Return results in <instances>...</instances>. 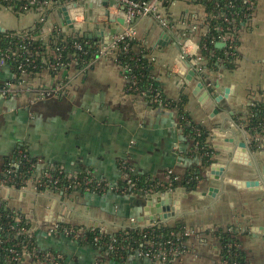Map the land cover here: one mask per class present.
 Wrapping results in <instances>:
<instances>
[{
	"label": "crops",
	"instance_id": "crops-1",
	"mask_svg": "<svg viewBox=\"0 0 264 264\" xmlns=\"http://www.w3.org/2000/svg\"><path fill=\"white\" fill-rule=\"evenodd\" d=\"M103 1L84 2L81 33L89 38L103 40L100 32L116 29L118 33L124 28L106 17L112 6H104ZM254 1L252 17L240 31L233 69L223 65L211 68L207 59L196 69L189 56H182V39L190 37L191 52L206 28L208 15L196 0H174L165 8L172 28L162 25L155 16L133 21L135 38L154 58L153 74L164 95L177 102L186 98L184 110L189 117L210 131L212 160L225 167L219 179L209 175L213 163L204 166L202 156L189 154L193 142L183 135L179 111L154 108L143 96L129 93L124 70L111 57L97 54L86 67L77 68L72 63L56 75L49 70L37 76L25 75L19 84L11 83L15 78L12 65L0 57V170L25 149L37 161L34 178L51 165H60L66 172H85L109 187L103 194H82L40 190L32 178L20 190L0 182V206L21 211L32 221L41 251L59 254L61 264H155L137 254L120 263L101 248L79 242L77 235L61 230L48 232L62 224L78 229V234L83 228L113 234L130 226H151L143 220L152 217L150 206L145 204L146 195L115 191L126 162L135 173L159 182H167L171 173L179 178L176 188L185 189L179 208H174L175 200L172 204L173 216L155 222L184 225L197 233L188 237L187 250L172 264H223L221 243L209 232L228 226L241 231L246 264H264V145L252 150L251 135L235 121L237 116L243 121L254 103L264 106V0ZM92 3L89 14L86 5ZM63 17L59 9L53 10L49 25L64 34L76 33L63 24ZM39 21L35 11L17 15L0 4V32L33 30ZM96 23L104 24L105 30H95ZM191 71L195 75L191 76ZM7 85L13 86L15 94L4 97L2 89ZM240 142L248 145L252 164L231 161ZM195 169L201 178L190 190L181 180ZM227 178L259 180L263 188H239ZM24 264L49 263L27 259Z\"/></svg>",
	"mask_w": 264,
	"mask_h": 264
},
{
	"label": "trees",
	"instance_id": "trees-1",
	"mask_svg": "<svg viewBox=\"0 0 264 264\" xmlns=\"http://www.w3.org/2000/svg\"><path fill=\"white\" fill-rule=\"evenodd\" d=\"M32 1H35V3L31 4ZM39 1L45 0H0V4L20 15L28 11H36ZM50 1L58 6L71 2L83 4L86 0ZM138 1L145 2L149 0ZM173 1L166 0L163 6L168 8ZM196 1L205 7L208 15L206 22L209 24V32L200 41L201 45L207 47V50L202 51L204 59L208 60V65L211 68L223 65L228 69H233L235 60L238 57L237 47L240 31L250 21L255 1L250 0L252 4L247 3L246 0ZM53 10L47 11L46 18L50 16ZM42 26L43 22L39 21L33 30L21 33L0 32V57L12 65L15 75L12 84H19L24 75L37 76L46 70L56 75L61 68H69L75 61L77 68H84L98 54V38H89L87 33L64 34L60 28L55 27L46 41L40 37ZM233 32L236 34V39L230 45L231 47L229 44H226L223 48L217 46L222 35ZM76 44L81 45L82 50L75 48ZM118 47L120 51L117 53V64L123 68L127 78V91L137 95L144 93L145 101L154 108L177 109L180 113V125L183 135L193 142L189 154L202 156L203 165L210 166L214 162L212 160L214 150L208 143L210 131L203 125L193 122L189 117L184 110L186 98L177 102L168 99L164 95L153 74L155 61L150 56V50L137 39L128 38L120 41ZM51 65L55 66L51 68ZM238 118L240 116L235 118L236 123L241 124L250 134L264 135V106L262 104L254 103L250 106L243 121H239ZM252 150H258L256 144L252 145ZM123 165L122 174L127 173ZM59 166L56 165V167ZM36 167L37 161L31 158L25 149H21L14 155L13 159L5 162L0 170V182L20 190L26 186L29 179L34 178ZM52 174L54 180L49 182V180L43 179L42 182L46 183L39 188L40 190L48 189L55 192H78L82 194L87 192L103 194L109 191L106 183L97 186L94 182L89 186L87 185L88 187L85 186V177H90L85 172L79 173L76 181L68 179L65 172L60 173L56 170ZM129 174L131 183L122 179L115 189L117 193L147 195L149 192L165 191L169 187L168 183L159 182L157 179L145 174L135 172H129ZM173 178L175 177H172L171 188L174 189L178 186L179 181H175ZM200 178V171L195 169L190 171L186 178L181 180V183L188 189L193 190ZM32 228V221L26 218L21 211L10 208L5 204L0 206V264H24L23 252L25 251L31 255L30 260L32 261L47 262L48 253L54 257L60 256L53 251H41L37 245L36 232L27 233V230ZM66 229L73 230L72 235L73 237L77 235L76 238L79 242L101 248L104 253H108L111 259L120 263H125L131 255H135L138 251L147 253L158 248L169 251L172 250V247H178V250L182 251L187 250L186 242L188 238L183 235L187 228L180 224H153L148 227L130 226L113 234L101 233L99 229L85 228L78 234V229H70L64 224L61 225L59 230L65 232ZM240 232L235 226L215 228L209 232L217 237L221 243L223 264H246L245 255L241 249ZM96 238L98 239L96 240ZM109 246H112L113 249L110 250ZM20 258L21 260H19ZM61 259V257L57 259L59 264H61Z\"/></svg>",
	"mask_w": 264,
	"mask_h": 264
},
{
	"label": "built area",
	"instance_id": "built-area-1",
	"mask_svg": "<svg viewBox=\"0 0 264 264\" xmlns=\"http://www.w3.org/2000/svg\"><path fill=\"white\" fill-rule=\"evenodd\" d=\"M115 1H116V6H112L111 8H109L110 11H108V14L106 15V17L108 19H111V20H114L118 17H121L124 20V24H123L124 28L121 31H119L118 33H116L114 36H112L109 39L108 43H105L103 40H99V42H98V54L101 57H111L112 60H114L117 63V53L120 51V49L118 47L119 42L125 38L136 39L135 38L136 30L133 27V20H136V19L141 18V17L155 16L157 19H159V21L161 22L162 25H164L168 28H172L171 23H170V19L167 17V15L165 14V11H164L165 7L163 6V3L166 0H149V1H145V2H139L138 0H115ZM246 2L252 4V2H250V0H246ZM34 3H35V1L31 2V4H34ZM62 7H67V9H68V13H69V16L71 19V25H72L71 28L76 30L75 31L76 33L82 32L84 24H85V17H84L85 6H84V3L78 4L75 2H71L69 4H65V5L60 4L57 6L56 4L51 2L50 0L39 1L37 3V8H36L35 12H37L40 15V21L43 22L40 37H42L44 40L47 41L48 37L54 31V27L49 25V17L46 18L47 11L50 9L57 10V9L62 8ZM206 20H205L206 28L202 34V37H204L209 32V24L206 22ZM91 25L94 26L93 22H91ZM103 29H104V24H99V23L95 24V30L102 31ZM220 29H222V28H220ZM30 38L33 39L32 37H30ZM235 39H236V34L234 32L233 33H225L224 35L221 36L219 44L221 43L225 46H226V44L227 45L229 44V46H230V45H232V42H234ZM201 40H202V38L200 39V41ZM190 41H191L190 37H186L185 39H182V56L183 57L189 56L190 57L189 62L196 69H199L200 68L199 66L202 63V60L204 59L202 51L207 50V47L205 45H201L200 41H198V43H196L194 45V48L191 49V52H190L189 51ZM74 47L79 49V50H82V46L79 44H76ZM152 59L154 60L153 57H152ZM75 62H73V63H75ZM54 66L55 65H51V68H53ZM2 93H3L4 97H8L12 94H15V90L13 89L12 85H7L6 87H4L2 89ZM141 95L144 96L145 94L142 93ZM252 141H253L252 144H256L257 149H259L260 147H262L264 145V135L254 134V136L252 137ZM123 167H124V169L127 170V173L125 172L123 174V179L127 180L128 183H131L129 172H134V171L131 168V166L126 162H124ZM56 170L59 171L60 173L65 172L67 175V178L70 180L76 181L78 179L79 173L66 172L62 166L56 167V165H51L48 168V170H46L43 174H41V175L39 174L35 178H32V179H34L35 185L38 188L42 187L46 183V182H42L43 179H47V180H49V182L53 181L54 175L52 174V172L56 171ZM172 177H175V178H173V179H175V181L179 180V178H177L176 176L169 173L167 175L168 181L165 183H168V185H169L168 188H170V189L166 190V191L174 190L173 188H171ZM84 180H85L84 181L85 186H87V185L89 186V185H91V183H94V182L97 184V186H100V184H101V182L95 181L93 177H85ZM2 184L6 185L5 183H2ZM66 190H67V188H66ZM132 195H134V194H132ZM60 227H61L60 225H57L55 227H51L48 232L54 233L57 230H59ZM24 231H26V230H24ZM34 232H35L34 228L27 230V233H29V234L34 233ZM65 232L69 233V234L73 233V231L69 230V229H66ZM101 233H104V232H101ZM194 234L197 235V233H195L194 231H192L190 229H186L183 233V235L187 238L193 236ZM97 239L98 238H96V240ZM168 244H170V243L168 242ZM170 245H172V243ZM109 249L111 250V249H113V247L109 246ZM184 252H185L184 250L183 251L178 250V247H175V248L172 247V250H169V251H166L163 248H158L155 251L150 250L147 253H145L143 251H138L136 254L139 257L148 258V259L152 260L155 264H172V263H175L178 259H180L181 255ZM47 257H48V259H47L46 263L59 264V261H57V259L60 256L54 257L50 253H48ZM30 258H32L31 255H29L26 251L23 252V263H24V260H27ZM34 258L37 260L36 257H34ZM19 260H21V258ZM37 261H39V260H37Z\"/></svg>",
	"mask_w": 264,
	"mask_h": 264
},
{
	"label": "water",
	"instance_id": "water-1",
	"mask_svg": "<svg viewBox=\"0 0 264 264\" xmlns=\"http://www.w3.org/2000/svg\"><path fill=\"white\" fill-rule=\"evenodd\" d=\"M108 4H110V6H116V1L115 0H104L103 1L104 6L107 7ZM93 6H94L93 3L86 5V8L88 9L87 12L89 14H92ZM59 13H62L64 16L63 20H62L63 24L64 25L68 24L69 27H72L71 19H70L67 7L60 8ZM112 21L118 22L121 25L124 24V20L121 17H118ZM65 30L66 29L63 28V31H65ZM116 32H117L116 29H112L110 31V33L100 32L99 36H102L103 41L105 43H108V41L110 39V35H115ZM221 45H223V44H221ZM190 75L191 76L195 75V72L191 71ZM188 78H190V76H188ZM217 96H218L217 100L220 101L221 96H219V95H217ZM231 161L234 163L252 164V162L249 160V156H248V145L245 142L238 143L234 153L231 156ZM224 169H225V167L223 168V165H221V163L213 162L211 169L209 171V175H210V177H212L214 179H219L220 176L223 174ZM226 180L230 183L237 185V187H239V188L243 187V188H248L250 190L263 188V185H260L261 183L259 180L241 181V180H234V179H228V178ZM184 190H185L184 188H174V190H172V191H157L154 193H148L145 197V201H146L145 204L150 206L149 212L151 210L152 217H145V219H143L144 221H146L147 225H152V224H155V222H157V221H164V220L168 219L169 217H172L173 216L172 204L176 201L177 205L174 208L175 209L179 208V204H180V201L182 198L181 193H184L185 192ZM211 190L212 189H210V191ZM192 193H196V191H193ZM153 205H155V207H151ZM146 212H147L146 215L148 216V213H149L148 209H146Z\"/></svg>",
	"mask_w": 264,
	"mask_h": 264
},
{
	"label": "rangeland",
	"instance_id": "rangeland-1",
	"mask_svg": "<svg viewBox=\"0 0 264 264\" xmlns=\"http://www.w3.org/2000/svg\"><path fill=\"white\" fill-rule=\"evenodd\" d=\"M248 133H249V132H248ZM249 135H251V138L254 136V134H250V133H249ZM252 142H253V141H252ZM180 180H181V179H180ZM169 184H170V183H169ZM184 187H185V186H184ZM186 188H187V187H186ZM169 189H170V188H168V189H166V190H169ZM166 190H165V191H166ZM150 193H151V192H150ZM101 232H102V231H101Z\"/></svg>",
	"mask_w": 264,
	"mask_h": 264
}]
</instances>
